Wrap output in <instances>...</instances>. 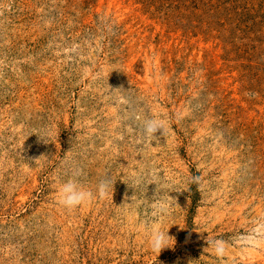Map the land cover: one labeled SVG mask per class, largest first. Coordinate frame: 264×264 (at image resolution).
I'll return each instance as SVG.
<instances>
[{"label": "rangeland", "instance_id": "374dc122", "mask_svg": "<svg viewBox=\"0 0 264 264\" xmlns=\"http://www.w3.org/2000/svg\"><path fill=\"white\" fill-rule=\"evenodd\" d=\"M0 264H264V0H0Z\"/></svg>", "mask_w": 264, "mask_h": 264}, {"label": "clouds", "instance_id": "9594fccd", "mask_svg": "<svg viewBox=\"0 0 264 264\" xmlns=\"http://www.w3.org/2000/svg\"><path fill=\"white\" fill-rule=\"evenodd\" d=\"M142 129L145 138L149 141L156 138V133L163 130L166 133L165 121L163 119L152 117L146 118L142 121ZM82 175V170L77 168L73 170L70 177L64 181L57 189V202L69 211L78 209L79 207L90 204L94 199H107L112 195L114 181L111 177L106 176L101 179L96 186L95 193L92 190L85 188L79 177ZM198 181L199 178H193ZM169 236L160 230H155L151 233L149 238L150 247L154 251H161L162 248L167 247L169 243ZM208 245L204 252L213 251L216 255L222 256L225 251V242L218 239L206 238Z\"/></svg>", "mask_w": 264, "mask_h": 264}]
</instances>
